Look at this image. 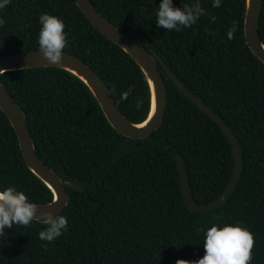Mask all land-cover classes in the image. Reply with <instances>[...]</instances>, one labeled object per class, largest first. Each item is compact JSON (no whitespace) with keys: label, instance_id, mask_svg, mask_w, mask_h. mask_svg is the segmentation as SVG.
I'll list each match as a JSON object with an SVG mask.
<instances>
[{"label":"trees","instance_id":"obj_1","mask_svg":"<svg viewBox=\"0 0 264 264\" xmlns=\"http://www.w3.org/2000/svg\"><path fill=\"white\" fill-rule=\"evenodd\" d=\"M116 26L150 53L162 56L192 93L228 125L243 155L236 191L220 208L199 212L184 202L175 153L183 159L199 204L216 201L235 167L233 145L217 122L168 78L165 118L144 139H131L106 119L89 88L56 67L8 71L0 77L24 110L39 157L67 187L62 215L68 229L51 242L38 236L46 224H13L0 237V264H177L204 255V230L240 224L254 237L251 264H264V63L245 40L246 0H201L206 14L181 31L157 27L160 0H92ZM192 0H173L182 7ZM65 21L64 52L102 77L127 118L143 122L150 89L136 61L87 19L75 0H10L0 9V59L39 49V15ZM215 16V21L210 17ZM236 22L233 38L226 35ZM264 42V0L260 18ZM131 86L126 99L121 94ZM140 107L137 108V103ZM15 186L34 203L53 193L26 165L17 133L0 109V189ZM198 229L200 231H198Z\"/></svg>","mask_w":264,"mask_h":264},{"label":"water","instance_id":"obj_2","mask_svg":"<svg viewBox=\"0 0 264 264\" xmlns=\"http://www.w3.org/2000/svg\"><path fill=\"white\" fill-rule=\"evenodd\" d=\"M75 2L92 25L130 55L141 68L150 89L151 105L148 117L140 123L130 121L120 110L110 88L102 77L84 60L68 52L63 51L62 61L58 64L50 63L39 52V49L6 56L0 59V77L8 71L22 69L40 67L64 69L85 83L102 109L106 119L116 131L131 139H144L158 130L165 118L168 93L160 69L161 66L167 73L168 78L172 80L178 89L201 111L219 124L231 141L234 151L235 167L232 179L219 199L209 204H199L196 202L188 181L184 161L179 154L175 153L173 157L180 171L182 198L191 210L199 212H208L225 205L236 191L243 172L242 150L232 130L211 107L188 89L166 64L161 55L157 52L150 53L132 35L116 26L97 9L92 0H75ZM262 5L263 0H246L244 34L246 43L251 51L264 63V42L260 35ZM0 109L5 113L17 133L26 165L53 193V200L51 202L44 204L36 203L38 207L34 217L36 218L35 221L41 222L40 220H43L41 213L44 212H50L54 217L62 214L69 203L67 187L77 190H84L85 187L72 181H63L39 157L26 114L8 92L1 79Z\"/></svg>","mask_w":264,"mask_h":264},{"label":"clouds","instance_id":"obj_3","mask_svg":"<svg viewBox=\"0 0 264 264\" xmlns=\"http://www.w3.org/2000/svg\"><path fill=\"white\" fill-rule=\"evenodd\" d=\"M10 0H0V9H4ZM222 0H212V7H220ZM206 14V9L201 6V0H192V3H183L182 7L173 5V0H160L159 7H156L155 22L157 27L167 30L181 31L197 23L200 17ZM216 17L211 16L210 20L215 21ZM5 23L0 17V26ZM38 23L41 25L38 44L39 52L50 63L62 61L63 49L67 45V33L65 32V21L48 12L39 15ZM236 22L227 30V37L233 38L236 32ZM132 91L131 86L121 94L126 99ZM137 108L140 107L138 102ZM38 205L31 201L23 191L17 190L15 186H8L0 189V237L7 236V229H12L13 224L27 226L36 220L35 214ZM42 223L46 227L39 231L41 240L51 242L58 238L68 229V219L60 214L53 216L50 212L41 213ZM198 231H200L198 229ZM254 237L252 232L240 224H228L223 226L212 224L204 230L203 247L205 249L202 258L196 261L178 260L177 264H251L252 248Z\"/></svg>","mask_w":264,"mask_h":264}]
</instances>
